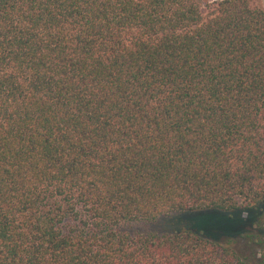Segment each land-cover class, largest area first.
I'll use <instances>...</instances> for the list:
<instances>
[{
  "label": "trees",
  "instance_id": "trees-1",
  "mask_svg": "<svg viewBox=\"0 0 264 264\" xmlns=\"http://www.w3.org/2000/svg\"><path fill=\"white\" fill-rule=\"evenodd\" d=\"M252 1L0 0V264H264Z\"/></svg>",
  "mask_w": 264,
  "mask_h": 264
},
{
  "label": "rangeland",
  "instance_id": "rangeland-1",
  "mask_svg": "<svg viewBox=\"0 0 264 264\" xmlns=\"http://www.w3.org/2000/svg\"><path fill=\"white\" fill-rule=\"evenodd\" d=\"M200 1L205 7V5L214 3L217 0ZM252 4L264 7V0H253ZM204 10L206 9L204 8ZM255 213V211H240L230 215L223 212L201 211L167 217L162 220L161 225L166 229L186 226L203 231L205 234L215 238L229 239V237H238L241 231L249 228L251 222L254 220Z\"/></svg>",
  "mask_w": 264,
  "mask_h": 264
}]
</instances>
